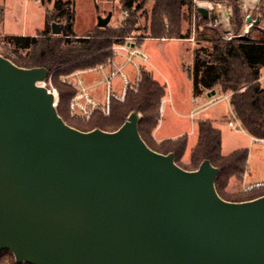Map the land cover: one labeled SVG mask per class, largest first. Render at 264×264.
Wrapping results in <instances>:
<instances>
[{
  "label": "water",
  "instance_id": "water-1",
  "mask_svg": "<svg viewBox=\"0 0 264 264\" xmlns=\"http://www.w3.org/2000/svg\"><path fill=\"white\" fill-rule=\"evenodd\" d=\"M245 24L240 39L257 21ZM47 77L0 55V253L15 264H264V196L221 199L219 170L205 160L186 171L149 149L137 113L113 132L68 126Z\"/></svg>",
  "mask_w": 264,
  "mask_h": 264
},
{
  "label": "trees",
  "instance_id": "trees-1",
  "mask_svg": "<svg viewBox=\"0 0 264 264\" xmlns=\"http://www.w3.org/2000/svg\"><path fill=\"white\" fill-rule=\"evenodd\" d=\"M46 1L51 3L52 10L46 15L45 29L33 36H4L0 33V55L17 67H44L48 70L44 84L47 88L58 90L56 112L68 126L83 132L93 129L113 132L130 113H137L138 133L149 149L160 154L172 153L174 163L186 171L196 170L205 160L219 170L214 186L221 199L242 202L261 196L229 199L225 193L226 186L230 179H242L245 175L247 151L236 150L223 156L220 132L210 121L197 123V140L187 160L183 159L187 143L185 136L154 142L152 133L158 125L165 87L142 66L139 67L137 89L128 91L122 101L111 100L107 116L99 110H95L89 120L70 116V103L77 89L67 84L66 79L111 61L113 48L122 45L123 39L134 30V15L141 7L137 6V0H119L121 12L130 15L120 28H97L90 34L77 37L73 33L75 0ZM152 1L148 38L167 41L191 38V28L182 26L183 22L189 24L187 15L193 9L191 0ZM3 18L4 9L0 5V27ZM51 23L62 26L59 35L51 33ZM202 23L205 24L206 20ZM232 27L234 37L224 40L222 33L216 29L204 26L199 30L200 25L195 26V48L192 50L191 65L186 70L192 84V94L198 97L204 92L218 89L219 97L229 95L230 111L241 130L251 138L264 141V85L260 83L261 69L264 68V38L250 40L248 34L245 39L238 38L243 20L237 4L233 6ZM0 264H15L13 256L7 251L1 252Z\"/></svg>",
  "mask_w": 264,
  "mask_h": 264
},
{
  "label": "rangeland",
  "instance_id": "rangeland-1",
  "mask_svg": "<svg viewBox=\"0 0 264 264\" xmlns=\"http://www.w3.org/2000/svg\"><path fill=\"white\" fill-rule=\"evenodd\" d=\"M191 1L193 9L191 14L187 15L189 24L183 22L182 26L183 28H191L190 39L193 38L192 41L190 39L185 40L186 43L149 41L145 42L142 47L141 44L150 36L153 1L137 0L136 4L141 9L135 13L134 20L136 24L134 25V30L123 39V44L130 42L145 53L148 62L145 65L147 71L154 79L164 84V99L175 97L179 101L177 103L178 108L174 107L176 112L170 110L168 103L167 105L165 104L166 106L163 105V108L166 107V110L165 113H160L161 124L173 127L175 122H180L179 127L189 133L186 136L187 146L189 147V145L195 144L197 140L196 134L191 135L194 124L201 120L210 119L214 128L220 132V151L223 156H227L236 150L247 151L245 175L242 179H230L226 186L225 193L229 196V199L243 200L248 197L264 196V142L252 140L253 138L244 133L235 121L233 122V127L228 126V121L231 120V114L227 100L222 99V97H217L216 102L207 105L197 112L192 121L177 116L188 113L192 107L202 105L208 99L202 98L199 100V103L194 105L190 104L192 96L190 92V81L187 78L186 70L191 62L190 50L195 48V26L200 25L199 30L204 26L216 29L222 33L224 40L232 39L234 37L232 27L233 6L237 4L243 20V27L239 35L243 34L245 30L246 16L250 15L253 21H257V24L251 26L248 32L251 31L253 37H259V32L264 28V0H256L251 9H245L243 0H238V2L234 0ZM209 4L212 6V9L208 7ZM0 5L4 9L6 18L3 27H0V33L2 35L3 32L15 36L35 35L45 29L46 15L52 10L51 3H48L46 0H0ZM197 7H203L209 12V18L205 24L202 23L204 19L196 11ZM74 11L73 33L77 37H83L94 32L97 29L98 17L105 18L107 15H110V20L106 26L110 30L120 28L124 20L130 18L129 13L121 12L119 0H75ZM226 11H229L230 15L228 22H223V14ZM219 18L220 21L218 20ZM215 20L217 23H215ZM113 51L115 52V50ZM112 60L119 61V55L114 56ZM120 61L121 65L125 64L124 56L121 57ZM134 63L140 66L143 62L135 59ZM137 66L128 64L125 67L126 69L124 68L125 74L132 76L131 79L129 78L131 82L137 76ZM72 79L71 77L67 78V84L69 82L72 83ZM102 79L103 77L100 73L92 72L88 74L86 80L93 86L88 90V93L96 99L103 101L105 97V84L101 82ZM111 86L113 92L115 91L120 94L121 78L114 77L111 80ZM48 89L54 94L56 108L59 100L58 90L55 88ZM217 92L219 93V91Z\"/></svg>",
  "mask_w": 264,
  "mask_h": 264
},
{
  "label": "built area",
  "instance_id": "built-area-1",
  "mask_svg": "<svg viewBox=\"0 0 264 264\" xmlns=\"http://www.w3.org/2000/svg\"><path fill=\"white\" fill-rule=\"evenodd\" d=\"M208 7L212 9V6L209 4ZM229 11H226L223 14L222 21L223 22H228L229 18ZM225 17V18H224ZM220 21V18L218 19ZM215 23L216 20H215ZM246 29V28H245ZM190 39V41H192ZM115 50L114 56L119 55V56H124L125 58V64L123 65H115L113 60L107 61L106 64L99 65L97 66L94 70L98 71L103 79L101 82L105 84V97L104 100L100 103L95 101L91 95L88 93V90L85 86V83L82 78L78 76L77 73L71 75L70 77L73 78L72 83L69 82L73 87L77 89V94L74 96L70 103V115L72 117L81 119V120H89L91 115L95 110H99L104 116H107L109 114V107H110V102L111 100H116V101H122L124 99V96L128 91H135L137 89V84L139 81V65L137 66L136 63H134L135 59H138L145 63L147 61V57L145 53L136 47L134 44H131L130 42H127L122 45H118L113 48ZM132 64L134 66H137V76L134 79L133 82L129 80V77L125 74L124 72V66ZM69 77V78H70ZM114 77H120L121 78V86H120V94L115 93L112 91V86H111V80ZM229 96H222V99L228 100ZM218 98H212L209 100L208 104H213L214 102L217 101ZM197 102V100H195ZM164 102L161 101L160 108H159V113L162 112ZM231 114V120L228 121V126L233 127V122L235 121L237 125L239 126L238 122L235 119V116L230 112ZM240 127V126H239ZM254 141H262L263 140H257V139H252Z\"/></svg>",
  "mask_w": 264,
  "mask_h": 264
},
{
  "label": "crops",
  "instance_id": "crops-1",
  "mask_svg": "<svg viewBox=\"0 0 264 264\" xmlns=\"http://www.w3.org/2000/svg\"><path fill=\"white\" fill-rule=\"evenodd\" d=\"M5 21H6V18H5V14H4V18H3V23H2V26H1V28L3 27V25H4V23H5ZM2 31V30H1ZM3 32V31H2ZM249 33V35H248V38L250 39V40H257V39H259V38H261V37H263L264 38V28L259 32V37H253L252 35H251V31L250 32H248ZM3 35L4 36H15V35H11V34H5L4 32H3ZM20 36H26V35H20ZM149 41H156V42H182V43H186L185 41H183V40H154V39H151V38H148V39H145V41L141 44L142 45V47H143V44L145 43V42H149ZM132 44V43H131ZM190 50V49H189ZM191 51V60H192V50H190ZM121 57L122 56H119V61H117V60H115L113 63L115 64V65H118V66H120L121 65V61H120V59H121ZM146 63V64H145ZM145 63H142L140 66H142V67H144L145 69H146V67H145V65H147L148 64V62L146 61ZM190 65H191V62H190ZM127 65H125L124 66V68L126 67ZM150 66V65H149ZM190 67V66H189ZM188 67V68H189ZM187 68V69H188ZM126 69V68H125ZM183 69H184V67H183ZM147 70V69H146ZM263 71H264V68L263 69H261V78H260V83L262 84V85H264V74H263ZM92 72H98V71H95L94 69H92V70H88V71H82V72H78L77 74H78V76L80 77V78H82L83 79V81H84V83H85V86H86V88H87V90H90L93 86L90 84V83H88L87 82V78H88V74L89 73H92ZM99 73V72H98ZM84 75H87V76H84ZM186 75H187V78L189 79V81H190V78H189V76H188V74H187V71H186ZM128 77L131 79L132 78V76H130V74H128ZM134 77V76H133ZM156 80V79H155ZM157 81V80H156ZM158 83H160L161 85H164L163 83H161V82H159V81H157ZM115 92V91H114ZM190 92H191V96H192V98L190 99V104H192V105H194V104H197V103H199V100L200 99H202V98H208V99H206L205 101H204V103L202 104V105H196V107H192L189 111H188V113H186V114H184V115H177V116H179V117H181V118H183V119H185V120H187V119H189V120H191L192 121V119H193V117L196 115V113L197 112H199L201 109H203V108H205L207 105H210V104H208V102H209V100L210 99H212V98H217V97H219V95H218V92H217V90L215 89L214 91H211V92H214V95H212L211 96V93L210 92H204L202 95H200L199 97H194L193 96V94H192V84H191V81H190ZM115 93H117V92H115ZM91 95V94H90ZM229 96V95H228ZM91 97L95 100V101H97V102H102V100H100V99H96L95 97H93V95H91ZM222 97V96H221ZM195 100H197V102H195ZM163 102H164V105L166 104L167 105V103L169 104V108H170V110H172V111H174V112H176L175 111V109H174V107H176V108H178V100H177V98H175V97H169L168 99H163L162 100ZM228 101V100H227ZM165 105V106H166ZM228 107H229V104H228ZM165 110H166V107H164L163 109H162V112L163 113H165ZM229 111H230V107H229ZM231 112V111H230ZM205 120H208V121H210L211 122V120L210 119H205ZM205 120H201V121H205ZM198 122H200V121H198ZM197 122V123H198ZM180 122H175L174 123V125H173V127H169V126H165V125H163V124H161L160 123V117H159V121H158V125H157V127L154 129V131H153V133H152V139L154 140V142L155 143H160V142H163V141H166V140H174V139H176V138H179V137H182V136H187L189 133L188 132H186L183 128H180L179 127V124ZM197 123L196 124H194V127H193V131L191 132L192 134L191 135H195L196 134V136H197ZM244 132V131H243ZM245 133V132H244ZM195 144H191V145H189V147L187 146V143H186V149H185V153H184V160H187L188 158H189V155H190V151H191V149L193 148V146H194ZM187 147H188V151H187ZM255 186H258V185H255Z\"/></svg>",
  "mask_w": 264,
  "mask_h": 264
},
{
  "label": "bare ground",
  "instance_id": "bare-ground-1",
  "mask_svg": "<svg viewBox=\"0 0 264 264\" xmlns=\"http://www.w3.org/2000/svg\"><path fill=\"white\" fill-rule=\"evenodd\" d=\"M255 1H256V0H243V3H244V7H245V9H251V8L253 7ZM246 27H247V26H246ZM246 27H245V28H246ZM247 28H248V27H247ZM247 28H246V29H247Z\"/></svg>",
  "mask_w": 264,
  "mask_h": 264
}]
</instances>
